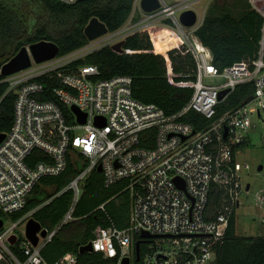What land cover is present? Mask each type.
<instances>
[{
  "label": "built area",
  "instance_id": "built-area-1",
  "mask_svg": "<svg viewBox=\"0 0 264 264\" xmlns=\"http://www.w3.org/2000/svg\"><path fill=\"white\" fill-rule=\"evenodd\" d=\"M61 1L73 4L79 0ZM160 1L158 10L145 12L139 30L151 28L155 18L162 21L160 13L165 7L170 11L173 29L186 35L180 14L189 9L191 0L180 3L178 9H172L167 0ZM249 1L252 9L264 17V0ZM136 7L142 10L141 0H135L134 11ZM203 21L204 17L198 15L197 23L190 27L189 45L197 65L194 92L176 114L169 115L157 104L135 98L129 75L102 78L95 64L70 67L84 55L81 52L85 46L40 63L33 61L29 68L7 76L16 101L13 126L0 143V210L5 214L0 228V258L8 257L12 264H77L74 253L49 263L42 250L62 226L75 219V204L83 185L101 165L99 172L106 186L128 182L132 205L127 227L111 224L95 229L88 242L93 251L104 252L115 264H123L126 257L129 264H216L217 247L240 205V195L250 191L249 184V188L243 187L242 172L251 166L238 161L233 146L247 137L253 115L264 120V23L254 56L220 69L213 62L210 48L195 34ZM206 77H221L223 81L209 84L205 83ZM44 78L62 84L54 88L58 101L39 97L45 92ZM249 82L255 85L252 99L226 111L205 129L198 131L182 120L190 110L213 118L229 94L239 84ZM226 89L229 91L220 99L221 91ZM73 106L86 114L84 123L78 121ZM150 129L156 131L155 146L146 148L140 142ZM69 158L77 159L80 166L68 186L74 192L73 205L58 225L52 230L46 228L47 236L40 235L34 245L25 235L29 214L10 225L6 221L25 208L44 176L65 171ZM261 166L259 171L264 173V164ZM215 195L220 198L218 205L212 203ZM255 196L264 206V192ZM144 231L152 237L141 244L137 260L136 242L144 239ZM12 234L17 235L14 245H18L23 259L11 248L8 238Z\"/></svg>",
  "mask_w": 264,
  "mask_h": 264
},
{
  "label": "trees",
  "instance_id": "trees-1",
  "mask_svg": "<svg viewBox=\"0 0 264 264\" xmlns=\"http://www.w3.org/2000/svg\"><path fill=\"white\" fill-rule=\"evenodd\" d=\"M135 0H79L73 4L61 0H0V132L7 133L13 126L16 93L9 91L2 66L23 47L43 39L55 41L60 46L59 55L78 50L90 40L85 27L93 17H98L115 32L130 19ZM244 2V1H243ZM242 2V3H243ZM239 16L212 6L202 25L195 31L199 40L210 48L214 64L223 69L257 52L262 35L264 17L252 9L248 2ZM135 20L140 15L135 14ZM133 17V18H134ZM171 18L155 29L136 30L124 39V51H114L110 44L93 50L70 64H95L102 78L116 75L132 77L133 96L140 101L155 103L171 115L183 109L194 92L197 65L191 46L174 29ZM45 92L39 97L58 101L54 88L62 84L44 78ZM255 85L239 84L218 106L217 114L207 118L190 110L182 120L196 130H203L226 111L237 108L252 99ZM64 110L70 113L68 107ZM154 129L148 130L140 145L155 146ZM248 144L247 138L233 146L234 154ZM78 160L69 158L65 171L54 176H44L32 190L24 209L11 215L14 221L32 212L44 228L52 230L60 223L74 202V192L68 188L80 171ZM127 181L106 186L103 173L94 170L86 179L83 191L75 204V219L62 226L44 246L42 253L49 263H55L67 253L78 257L77 264H115L104 252H81L83 245L94 237L97 227L115 224L125 228L130 223L131 191ZM52 187L49 191L48 188ZM220 198L213 196L218 205ZM103 205V207H102ZM0 217L5 214L0 210ZM136 238H139L137 235ZM12 250L24 258L18 245ZM145 246L142 245L144 251ZM0 264H3L0 261ZM216 264H264V233L238 235L236 213L223 239L217 247Z\"/></svg>",
  "mask_w": 264,
  "mask_h": 264
},
{
  "label": "rangeland",
  "instance_id": "rangeland-1",
  "mask_svg": "<svg viewBox=\"0 0 264 264\" xmlns=\"http://www.w3.org/2000/svg\"><path fill=\"white\" fill-rule=\"evenodd\" d=\"M244 1V2H243ZM168 5L173 6L172 9H178L183 4L187 3V0H167ZM243 2V3H242ZM249 0H191L189 4V8H193L197 11L199 18H205L208 10L217 5L219 10H228L233 15L239 16L240 13L245 8L244 3ZM182 5H181V4ZM251 6V4H250ZM161 16H164L162 21L158 20V18L153 19L150 26L151 28H159L165 24V19L170 17L169 12L166 11L165 7L161 9ZM134 13L140 15L139 20H135L133 14L131 15L129 21L123 25V27L115 32H109L106 35L92 40L89 42V47L86 45L82 50L83 56L87 53H90L93 50L99 49L106 44L113 45L121 40H124L125 37L132 33L135 30H139L140 27L138 24L145 19L146 14L139 7L135 8ZM150 23V21H149ZM187 30L186 35H182L179 32L178 28H174L177 33H179L188 44H190L189 36L191 34V28L185 27ZM146 29V28H142ZM87 47V48H86ZM82 56V57H83ZM223 81L221 77H206L205 83L209 84H218ZM253 123L250 131L247 134L248 144L246 147L241 148L237 152V159L240 162H248L251 168L248 171L242 172V181L243 187L246 188L247 185H250V191L246 192L245 190L240 195V205L236 210V233L238 235H261L264 233V206L258 204L256 199V194L264 192V173L259 171V166L264 164V120L261 119L258 115H253ZM49 191L52 190V187L48 188ZM29 217H31L32 212L28 213ZM14 220L12 218H8L6 221V225H10ZM24 226V222L21 223V227ZM0 261L3 264H12L11 260L7 258H0Z\"/></svg>",
  "mask_w": 264,
  "mask_h": 264
},
{
  "label": "water",
  "instance_id": "water-1",
  "mask_svg": "<svg viewBox=\"0 0 264 264\" xmlns=\"http://www.w3.org/2000/svg\"><path fill=\"white\" fill-rule=\"evenodd\" d=\"M141 7L144 12L150 13L155 10H158L161 7L160 0H141ZM180 21L185 27H193L198 21V13L195 9L189 8L184 10L180 14ZM108 26L101 21L98 17H93L88 25L85 27V34L90 41L98 39L107 33H109ZM124 40H121L113 45H111L114 51L122 53L124 51ZM60 53V46L52 40L43 39L41 41L32 43L27 46H23L15 56H13L8 62H6L2 68L1 73L4 76H10L22 70L29 68L33 61L40 63L51 58L56 57ZM229 90H222L220 93V99H222ZM72 110L78 116V121L84 123L86 121V114L81 112L76 106L72 107ZM98 124H102L98 120ZM105 124V123H103ZM6 133L0 132V143L4 140ZM224 136H227V128L225 129ZM262 166H259V170H261ZM98 171H102V166L98 167ZM179 185L184 187V183L180 180L177 181ZM249 188V185H248ZM4 220L0 217V228L3 226ZM47 229L43 228L42 224L36 220L34 217H30L27 221L25 227V235L26 237L34 244L37 245L40 239V235L42 237L47 236ZM141 236L144 239L137 240L136 242V250H137V260L140 259L141 252V244L146 241L145 238L152 237L148 232H142ZM8 241L11 245H14L17 241V235L12 234L9 236ZM81 252L93 251V247L91 243H87L83 245L80 249ZM130 259L126 257L123 261V264H129Z\"/></svg>",
  "mask_w": 264,
  "mask_h": 264
},
{
  "label": "bare ground",
  "instance_id": "bare-ground-1",
  "mask_svg": "<svg viewBox=\"0 0 264 264\" xmlns=\"http://www.w3.org/2000/svg\"><path fill=\"white\" fill-rule=\"evenodd\" d=\"M199 46H201V45H199ZM200 48V47H199Z\"/></svg>",
  "mask_w": 264,
  "mask_h": 264
},
{
  "label": "crops",
  "instance_id": "crops-1",
  "mask_svg": "<svg viewBox=\"0 0 264 264\" xmlns=\"http://www.w3.org/2000/svg\"><path fill=\"white\" fill-rule=\"evenodd\" d=\"M135 14H136V13H135ZM128 21H129V20H128ZM128 21H127V22H128Z\"/></svg>",
  "mask_w": 264,
  "mask_h": 264
}]
</instances>
